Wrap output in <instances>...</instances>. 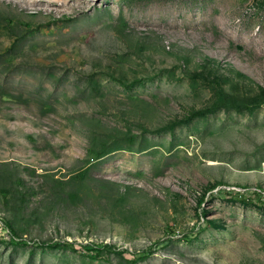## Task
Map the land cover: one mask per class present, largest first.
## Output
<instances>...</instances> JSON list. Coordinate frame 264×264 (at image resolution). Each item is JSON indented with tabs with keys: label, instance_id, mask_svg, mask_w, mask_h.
<instances>
[{
	"label": "rangeland",
	"instance_id": "1",
	"mask_svg": "<svg viewBox=\"0 0 264 264\" xmlns=\"http://www.w3.org/2000/svg\"><path fill=\"white\" fill-rule=\"evenodd\" d=\"M0 264H264V0H0Z\"/></svg>",
	"mask_w": 264,
	"mask_h": 264
},
{
	"label": "trees",
	"instance_id": "2",
	"mask_svg": "<svg viewBox=\"0 0 264 264\" xmlns=\"http://www.w3.org/2000/svg\"><path fill=\"white\" fill-rule=\"evenodd\" d=\"M247 201H250V202L253 201L252 203L257 204V205H260V204L262 203V202H259L257 199H252V200L249 199V200H247ZM68 244H69V243H68ZM68 244H67V245H68ZM95 247H96V248H99V246H95Z\"/></svg>",
	"mask_w": 264,
	"mask_h": 264
}]
</instances>
